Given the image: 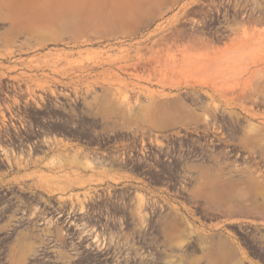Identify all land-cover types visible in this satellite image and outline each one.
<instances>
[{
    "label": "rangeland",
    "instance_id": "obj_1",
    "mask_svg": "<svg viewBox=\"0 0 264 264\" xmlns=\"http://www.w3.org/2000/svg\"><path fill=\"white\" fill-rule=\"evenodd\" d=\"M45 1L0 0V89L71 94L97 147L58 141L46 162L10 164L0 264H206L218 238L235 257L213 264H264V0H148L99 26ZM128 144L162 182L127 173ZM219 192L240 205L226 213Z\"/></svg>",
    "mask_w": 264,
    "mask_h": 264
},
{
    "label": "flooded vegetation",
    "instance_id": "obj_2",
    "mask_svg": "<svg viewBox=\"0 0 264 264\" xmlns=\"http://www.w3.org/2000/svg\"><path fill=\"white\" fill-rule=\"evenodd\" d=\"M6 89L13 94L12 85ZM0 92L7 94L2 92V89ZM13 96L17 103L18 131L11 142L0 146V179L17 177V168L13 169L10 164L20 159L33 161L41 157L43 162H46L54 153L52 147L61 139L63 143L70 140L72 144H78L80 141L85 142L83 146L88 148L97 147L90 145L92 142L97 144L95 137L84 136L82 138V131L92 130L94 127L91 126L92 123H82L87 121V117L81 115L82 102H75L71 94H13ZM113 142L115 140L108 139L107 142L102 141L100 144L109 147L114 145ZM137 152L138 149L134 144L127 145L125 160L127 173L146 178L149 182H162L161 169L154 163H151L152 168L147 166L149 162L145 159L135 160L134 154ZM164 177L168 176L164 175ZM164 182L172 184L167 180ZM12 192V189L0 187V199L1 196L12 194ZM2 207L3 205H0V209Z\"/></svg>",
    "mask_w": 264,
    "mask_h": 264
},
{
    "label": "bare ground",
    "instance_id": "obj_3",
    "mask_svg": "<svg viewBox=\"0 0 264 264\" xmlns=\"http://www.w3.org/2000/svg\"><path fill=\"white\" fill-rule=\"evenodd\" d=\"M62 2H63L64 7H66L67 10L71 11L72 13L77 12V13L82 14V13H87V12H89L88 10H90L91 11V14H90L91 21L94 22V24H95V22L98 23V24H95V26L96 25L99 26V25H107V24L109 25V24L125 23V22L133 19L136 16V14L140 11V9L147 4L148 0H62ZM49 3H50V1H49ZM54 7H56V6H54ZM260 30L263 31V28ZM243 35H244V33H243ZM246 36L248 37V35H246ZM246 36H244V38ZM103 89H104V94H113V93H111L112 91H111L110 87L103 86ZM91 91H92V87L87 86L85 92H91ZM75 92H76V89H75ZM51 94L54 95V91H51ZM191 117H193V115ZM188 120H191V118H189ZM209 120H210V118L208 116H204V121H209ZM172 125H173V122L168 121L165 124L161 123L160 125H158V127L160 129H167V128L171 127ZM49 139H51V138H49ZM61 140L59 142H62ZM49 141H51V140H49ZM157 144L162 145L161 142H157ZM259 151H260V155L262 157H264V144L261 147V149H259ZM91 164H93V162ZM255 172H256V169H254L253 171H244L243 172L246 174L245 179L248 182L249 188L252 190L255 189L259 185V182L256 178L257 174ZM83 183L84 182H82L81 184H83ZM75 194L73 195L74 199H76L77 202L80 203V208L77 211H79V213H83V211H84L83 203L84 202L87 203V201H85V200H87L86 199L87 196H86V198H84V200H82V198L81 199L79 198L80 200H82V201H79L77 194L76 195ZM87 194H89V193H87ZM82 197H83V195H82ZM137 199L139 201V202L137 201L139 203V207L146 206L147 203L149 202L147 199V196H145L141 193L137 194ZM71 200L72 199L70 196V201ZM211 201L214 205H216L218 207H225L226 213H232L231 210L237 208V206L240 205V202L238 200H233L230 195H226L225 193H220V192L218 194H213ZM227 205H229V206H227ZM141 212H139V213H141ZM141 215H142V213H141ZM147 215L145 214L144 216H142V218L145 219V217ZM146 220H145V222H146ZM202 238H204V237H202ZM93 242L95 243V247L99 246L97 244V242H98L97 234L94 236ZM210 243H213V245H211L209 248H207V250L205 252L208 264L217 263L218 261L221 262V261L226 260V259L232 260L234 258L233 253L230 250L229 244H227V242L225 240L218 238L217 240H212ZM140 258L144 259L145 257L142 256ZM124 259L126 262H128L127 258H124ZM150 260H152V258H150ZM114 261L116 264L120 263V258L116 254H115Z\"/></svg>",
    "mask_w": 264,
    "mask_h": 264
},
{
    "label": "built area",
    "instance_id": "obj_4",
    "mask_svg": "<svg viewBox=\"0 0 264 264\" xmlns=\"http://www.w3.org/2000/svg\"><path fill=\"white\" fill-rule=\"evenodd\" d=\"M16 107L13 94H0V146L11 142L18 131Z\"/></svg>",
    "mask_w": 264,
    "mask_h": 264
},
{
    "label": "crops",
    "instance_id": "obj_5",
    "mask_svg": "<svg viewBox=\"0 0 264 264\" xmlns=\"http://www.w3.org/2000/svg\"><path fill=\"white\" fill-rule=\"evenodd\" d=\"M235 257V256H234ZM203 258V257H202ZM234 259V258H233ZM206 264H208V262L206 263Z\"/></svg>",
    "mask_w": 264,
    "mask_h": 264
}]
</instances>
